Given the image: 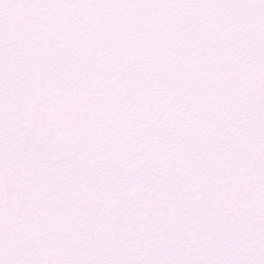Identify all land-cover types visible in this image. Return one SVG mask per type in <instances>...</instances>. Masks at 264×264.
Segmentation results:
<instances>
[{
	"label": "snow or ice",
	"instance_id": "obj_1",
	"mask_svg": "<svg viewBox=\"0 0 264 264\" xmlns=\"http://www.w3.org/2000/svg\"><path fill=\"white\" fill-rule=\"evenodd\" d=\"M0 264H264V0H0Z\"/></svg>",
	"mask_w": 264,
	"mask_h": 264
}]
</instances>
